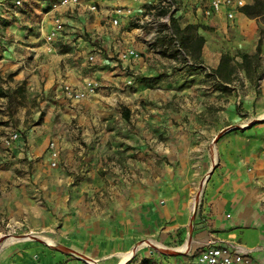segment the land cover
Wrapping results in <instances>:
<instances>
[{
	"label": "crops",
	"instance_id": "obj_1",
	"mask_svg": "<svg viewBox=\"0 0 264 264\" xmlns=\"http://www.w3.org/2000/svg\"><path fill=\"white\" fill-rule=\"evenodd\" d=\"M53 1L22 0V4L16 6L14 0H0V62L13 58L15 63L10 66L21 65L29 76V84L45 94L44 107L51 120L36 129L40 134L26 131L24 141L28 150L34 154L43 153L53 134V141L61 151L59 162L62 160L74 166L81 159L83 163L94 164L102 160L95 150L87 154V141L91 147L97 148L103 140L100 136L102 127L98 124L100 118L118 113L115 106L117 92L128 81L125 76L127 68L135 76L158 77L166 72L164 80L157 83L160 88L149 90L148 94L149 98L157 99L163 94L172 99L187 94L188 90L183 86L185 75L194 72V66L202 65L215 74L223 53L230 52L231 55L237 50V54H253L259 39L258 22L239 9L235 10L233 18H228L226 10L205 16L188 5L176 20L181 28L197 25V33L205 38V42L200 58L195 60L198 63L189 56L187 60L179 59L178 62L188 65L185 68L175 59L160 57L159 49L147 43L149 35L143 30L121 33L122 22L126 28L129 18L122 19L118 26L110 22V11L116 5L132 6L134 16H141L144 5L154 4L157 0H104L99 11L88 10L91 0H82L78 6L59 10L65 23L64 31L52 43L54 50L48 51L45 37L53 27V11L50 9ZM183 1L189 3V0ZM87 32L99 33L104 48L109 51L105 52L83 38ZM128 47L138 51L139 57L120 60L118 52ZM166 47L161 45L163 49ZM261 49L262 57L263 44ZM91 55H94L93 60L89 59ZM0 66L3 68L2 63ZM87 80L99 82L94 95L75 100L65 94L64 84L80 89ZM9 85L13 83L2 82L0 89L4 91ZM251 93L252 90L249 95L253 104L251 110L263 117L262 122L251 124L243 131L229 132L217 144L218 167L204 188L190 249L182 253L186 259L191 257L188 264L195 261L209 240L236 244L250 251L251 262L248 264H264V81L259 100H255L256 96ZM6 98L0 96V121L8 117L3 106ZM170 112L167 116L176 113L180 119L178 124L168 123V119L162 124L160 117L166 115L165 109H156L148 124L153 132L174 133L173 137L168 133L164 135L163 145L156 147L157 141H154L155 158L150 159L156 161L163 156L164 163L154 165L150 171L141 166V176L139 172L132 174L129 198L118 189V185L116 188L106 187L95 171L83 173L77 187L63 188L60 194L53 195L55 215L51 223L53 226L57 224L56 232L49 237L40 235L41 242L51 246L50 240L65 245L96 259L99 264H118L120 255L124 256L140 237L157 236L163 225L168 229H163V241L160 242L172 237L177 239L171 234L175 230V233L182 232L190 220L193 185L206 176V165L211 167L212 163V151L210 156L200 153L198 148L206 145L214 130L205 128L196 132L197 127L193 124L182 122L181 112ZM4 136H0V142ZM199 156L201 160L195 162L194 158ZM59 174L55 173L53 178L59 181L70 179L61 178L63 174ZM41 216L43 214L30 223L29 230L22 219L1 216L0 236L7 230L24 236L35 233L42 225ZM180 237L183 239V234ZM24 238L11 237L3 243L0 264H85L55 250L56 246H43L40 241Z\"/></svg>",
	"mask_w": 264,
	"mask_h": 264
},
{
	"label": "rangeland",
	"instance_id": "obj_2",
	"mask_svg": "<svg viewBox=\"0 0 264 264\" xmlns=\"http://www.w3.org/2000/svg\"><path fill=\"white\" fill-rule=\"evenodd\" d=\"M250 1L251 0H249V2ZM149 5L151 4L144 5V9L149 8ZM128 7H131L134 11L132 6ZM140 17L141 16L129 17L130 20L126 28L122 22L120 32L126 33L132 29H137L135 33H140V31L143 30L147 35H153V43H149V40H147V43L151 45L150 47L159 49L158 55L160 57L172 60L175 59L177 60L176 63H179V66L187 68L188 65L183 63V61L178 62L180 58L182 60L186 58L181 55V52L177 49L174 38L170 35L167 27L160 21L155 23H152V21L142 23ZM258 20H260V18ZM258 20L256 19L259 24ZM82 36L83 38H87V41H90L92 45L101 47L105 52L109 51L108 48H104V42L100 38L99 33L91 34L87 32V34ZM139 37L142 36L139 35ZM177 40L181 44L178 36ZM262 44L264 45V40ZM161 45H167V47L163 49ZM181 47L194 63H198L192 57L188 49L183 45H181ZM179 55H181V57ZM231 55L234 57L235 68L234 80L231 84L221 82L215 74H212L202 65L194 66V68H196L195 71L185 75L186 81L183 86L188 90L186 91L187 94L184 96H174L172 99L169 97L165 98L163 94L157 99L149 98L150 95L148 94L149 90L160 88L157 83L164 80L163 78H165L166 72L160 74L158 77L135 76L131 75V71L127 68V70H125V76L128 81L120 88V92H117L118 99L117 105L115 106H117L118 113L114 111L113 113L115 114L113 116L100 118L98 124L102 127V134H100V136L103 140L99 143L97 148H95V146L91 147L90 141H87V154L95 150L100 153L102 160L94 164L93 162L83 163V159H81V162L76 163L75 166L65 164L62 160H60L57 166L51 164L53 160L50 156V143L53 141V134L50 135L43 153L34 154L31 150H28V146L24 141L26 140V131H28L29 134H32L33 131H35L36 134H40V132L37 133L36 129L41 125L47 124L51 120L44 107L45 94L43 91L37 90L29 84V76L27 72L23 71L25 69L20 67L21 65L16 66L14 64L10 66L11 63H15L13 58L10 61H3L2 59L0 63H2L3 68L0 66V83L12 82L13 85H9V87L4 90V96L7 98L3 106L8 117L0 121L2 129L0 131V136L8 135L11 132H18L20 133V137L13 141L9 147L3 146L1 143L2 140L0 142L2 145H0V217L10 216L13 218H20L28 227L27 230H29L30 223L32 221L34 222V219L38 215L43 214V216H41L43 217L42 225L38 229L39 231L33 232L34 234H26L24 239H38L43 246L52 247L54 245L50 246L41 242L42 240L39 237L42 234H44V236L47 235V237L55 235L57 224L53 226L51 223L52 216L55 215L53 211V195L60 194L63 188L71 189L77 187L83 173L87 174L88 172L95 171L106 187L116 188V185H118V189L128 194L126 198H129L131 194L132 174L139 172L141 176V172L139 171L141 166H144L146 171H150V168L154 165L160 166L164 163V161L161 160L163 156H160L161 158L156 161L150 159V157L155 158L154 141H157V147V145H163L165 134L168 133L172 137L174 136L173 132L169 133L166 131L164 133L150 130L148 124L150 120L153 119L152 115L156 109L167 110L166 115L160 117L162 124L167 121L166 119H168V123L178 124L180 122L176 113L173 114V116H167L171 113L170 111H173L177 113L181 112L182 122L187 125L193 124L197 127L196 132L205 128H213L214 132L212 136L207 139L211 141L210 143L209 141L207 142L209 146L206 143L207 146L199 147L198 151L202 154L205 152V154L211 156L210 150L214 142L218 160L217 144L226 134L232 131L246 130L251 124L260 123L263 119L262 116L255 114V110H251V105L253 104L251 103L252 99H250L249 95L250 90H252L251 95L253 97L256 96L255 100H259L258 98L263 89L264 51L262 52L260 67L252 69L250 72L243 69L242 57L240 53L237 54V50H233ZM6 64L9 65L7 68L5 67ZM41 82L42 81H40V83ZM125 109L130 110L129 118H126L127 112ZM0 111L2 110L0 109ZM232 112H234V115L231 114ZM231 126H237V128L228 130L216 140L215 137L221 131ZM137 140H139V142H137ZM252 142L256 143V140H252ZM201 158L202 157L199 156L194 158V160L196 162L201 160ZM208 167L207 164L204 175L208 172ZM217 167L216 164L213 170L215 171ZM58 172L60 173L59 175L63 174L61 178L66 176L70 177V179L61 181L57 178L54 179L55 173ZM210 176L203 185V189L198 196L197 201L199 202L197 204L195 217L204 188L206 184L210 182ZM203 179L204 176L200 180L202 181ZM201 181L198 180L193 185L194 189L193 194H191L192 196H190V201H192V198L195 196L194 194H197V189ZM65 193H67V191H65ZM191 215L192 211H190V219ZM189 224L190 220L182 232L175 233L177 232L175 230L174 233L171 234L177 237V239L173 237L171 239H166L163 244L171 248H179L185 244L187 236L191 231H189ZM163 229L167 230L168 226L163 225L161 230L157 231L158 235L155 237L148 235L140 237V242L137 241L138 243L130 249L132 250L138 245L139 247L136 253L126 264H188L191 257L186 259L182 256V253L177 254L178 252L165 253L153 244L144 243L148 240L153 242L163 241ZM181 233L183 234V239L180 237L182 235ZM167 234L170 235V233ZM12 239L15 238L12 237ZM63 246L64 248H52L67 256L78 259L85 264H99L96 259L66 247L65 245ZM126 252H124V254ZM123 257L124 256L120 255L121 260ZM121 260L118 261V264Z\"/></svg>",
	"mask_w": 264,
	"mask_h": 264
},
{
	"label": "built area",
	"instance_id": "obj_3",
	"mask_svg": "<svg viewBox=\"0 0 264 264\" xmlns=\"http://www.w3.org/2000/svg\"><path fill=\"white\" fill-rule=\"evenodd\" d=\"M102 1L104 0H91L88 5V9L90 11H99ZM81 2L82 0H54L51 3L50 9L53 11V27L45 37L48 51L53 50L52 43L64 31L65 23L58 13L59 10L61 8L78 6ZM14 3L16 6H20L22 4V0H14ZM245 4L244 0H189L188 4H186L183 0H157L154 4L149 5V8L144 9L140 19L142 23L151 21L152 23H155L160 21L165 27H167L170 35L174 38L177 49L187 60L188 57L177 40V36L173 32L171 25L172 17L177 18L180 13L187 10L188 5H192L194 9L201 11L205 16H213L214 14L220 13L222 10H226L227 17L233 18L235 10ZM110 12V22L114 26L120 25L123 18L134 16L133 9L124 5H116ZM148 40L149 43H153V35H150ZM139 55V52L131 47L118 52V58L120 60L136 58L139 57ZM181 55L179 56L181 57ZM89 59L93 60L94 55H91ZM98 87L99 82L97 80H87L84 83V86L80 89L70 84H64L63 90L69 98L82 100L94 95L97 92ZM19 137L20 133L11 132L3 137L1 143L3 146L9 147L13 141L17 140ZM50 156L53 160L51 164L53 166H57L60 158V149L54 141L50 143ZM3 236H7V238L3 241L4 243L8 238H22L26 235H15L11 232V230H7V232L2 234L0 238ZM250 262V251H246L242 247L233 243H220L214 240H209L204 243L192 264H248Z\"/></svg>",
	"mask_w": 264,
	"mask_h": 264
},
{
	"label": "trees",
	"instance_id": "obj_4",
	"mask_svg": "<svg viewBox=\"0 0 264 264\" xmlns=\"http://www.w3.org/2000/svg\"><path fill=\"white\" fill-rule=\"evenodd\" d=\"M239 11L243 12L250 18L259 19V39L256 47V51L253 54L240 53L242 57L243 69L250 72L252 69H256L261 61V46L264 40V0H251L242 7ZM171 25L173 32L180 39L181 45L190 51L192 57L198 60L201 55V49L205 42V38L197 33V25L189 24L184 28H181L176 20L172 17ZM234 57L229 53H223L221 55V60L218 68L215 70L217 78L221 82L231 83L233 81V74L235 73V68L232 66V61ZM5 95L4 91L0 89V96ZM126 118H129V109H125Z\"/></svg>",
	"mask_w": 264,
	"mask_h": 264
},
{
	"label": "bare ground",
	"instance_id": "obj_5",
	"mask_svg": "<svg viewBox=\"0 0 264 264\" xmlns=\"http://www.w3.org/2000/svg\"><path fill=\"white\" fill-rule=\"evenodd\" d=\"M224 131H226V130H224ZM217 136H218V135H217ZM217 136L215 137L216 140L218 139ZM216 140H215V142H216ZM211 151H212V163H211L210 170H211V169L213 170L214 167H215V165L217 164V154H216V148H215V144H214V142L212 143ZM210 170H209V171H210ZM209 171H208V172H209ZM208 172H207V174H208ZM212 172H213V171H212ZM207 174H206V176L204 177V179L200 182V184H199V186H198V189H197V194H195V196L193 197V202H192V204H191V206H190V207H191V211H192L191 219H192L193 213H194V211H195L196 205H197V203L199 202V201H197L198 196H199V194L201 193V191H202V189H203V185L206 183V181H207V179H208ZM210 175H211V174H210ZM196 201H197V203H196ZM185 205H187V204H185ZM191 219H190V224H189V231L191 230ZM34 238H35V237H34ZM35 239H37V238H35ZM37 240H38V239H37ZM191 242H192V236H191V234H190V232H189L185 244H183V245H182L181 247H179V248H171V247H169V246L164 245L163 243H160V242H153V241H151V240H148V241H146V242H144V243L153 244V245H155L159 250H161V251H163V252H165V253H177V252H178V253H181V252H185V251H188V250H189ZM49 243H50L51 245L56 246V247L64 248L63 245H60V244H58L57 242H53V241H50V240H49ZM138 247H139V246L136 245L132 250L128 251V252L124 255L123 260H122L119 264H126L127 261H128L130 258H132V257L134 256V254L136 253ZM70 250H71V249H70ZM178 253H177V254H178Z\"/></svg>",
	"mask_w": 264,
	"mask_h": 264
},
{
	"label": "water",
	"instance_id": "obj_6",
	"mask_svg": "<svg viewBox=\"0 0 264 264\" xmlns=\"http://www.w3.org/2000/svg\"><path fill=\"white\" fill-rule=\"evenodd\" d=\"M233 128H237V126H231V127H228V128H226V131H221L219 134H218V136H217V138L219 139V137L223 134V133H225V132H227L228 130H230V129H233ZM212 169L208 172V174H207V177H209L210 176V174L212 173ZM198 204V203H197ZM196 209H197V205H196V208H195V211H194V213H193V216H192V219H191V231H190V234H191V236H192V232H193V228H194V221H195V213H196ZM7 238V236H3V237H1L0 238V249H1V245H2V243H3V241L5 240ZM38 241V240H37ZM189 251V250H188ZM188 251H186V252H181V253H187ZM178 254H180V253H178Z\"/></svg>",
	"mask_w": 264,
	"mask_h": 264
}]
</instances>
